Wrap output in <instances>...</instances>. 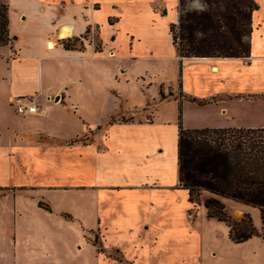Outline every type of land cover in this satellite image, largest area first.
I'll return each mask as SVG.
<instances>
[{
    "label": "crops",
    "instance_id": "crops-1",
    "mask_svg": "<svg viewBox=\"0 0 264 264\" xmlns=\"http://www.w3.org/2000/svg\"><path fill=\"white\" fill-rule=\"evenodd\" d=\"M14 1L19 4L14 14L6 3L12 42L0 47V264H16L21 232L33 237L39 231L31 217L42 207L50 209L48 200L52 196L67 200L70 194L85 209L86 224H80L79 236L96 233L100 240V251L87 241L95 264H104L101 250L118 253L126 264H137L134 259L154 248L160 234L178 230L175 221H184L186 211L195 208L178 181L179 125L183 129L264 128V18L260 16L264 3L254 0L247 57H180L168 29L178 14L167 22L169 51H158L153 45L150 48V56L163 61L160 72L165 76L153 84L156 96L146 98L140 110L131 111L137 118H145L164 102L173 101L177 110L173 127L165 128L162 123L153 128V116L149 122H122L121 116L109 113L106 126H87L80 135L67 137L52 128L49 113L66 107L71 112V95L80 84L84 85L82 90L95 95L87 79L88 61L103 53V41L97 50L95 46L89 49L90 45L82 51L65 49L60 42L69 37L59 38V26L71 25L70 37L79 36L97 24L95 11L83 0ZM174 1L178 6V0ZM110 17L105 21L108 26ZM118 21L116 17L114 24ZM49 40H55V48H46ZM129 57L137 58L132 53ZM54 68L82 73L76 80L66 74L58 82L46 80L44 75ZM164 68L170 69L172 77ZM151 85L144 83L143 87ZM16 97L32 98L44 113L17 114L11 103ZM192 98L207 103L198 105L190 101ZM171 132L174 180L166 184L159 182L153 170L168 166L161 155L169 145ZM80 136L84 138L80 143L66 144ZM207 197L203 193L202 199ZM227 203L243 205L230 200ZM58 214L73 220L63 208ZM156 215L159 225L154 222ZM30 250L23 262L34 264L38 254L33 247Z\"/></svg>",
    "mask_w": 264,
    "mask_h": 264
},
{
    "label": "rangeland",
    "instance_id": "rangeland-1",
    "mask_svg": "<svg viewBox=\"0 0 264 264\" xmlns=\"http://www.w3.org/2000/svg\"><path fill=\"white\" fill-rule=\"evenodd\" d=\"M0 1L9 4L11 14L16 13L19 9V4L14 0ZM83 1H87L91 5L89 7L93 8L92 11H95L98 25H90L88 32L69 37L68 41L60 42V44L62 43L63 47L66 46L71 50L82 51L89 45V49H92L93 46L101 49L99 42L103 41V50H101L103 53L97 55L98 58L88 61L87 79L91 83L95 95L90 94L87 89L82 90L83 84H80L71 95V100L74 103L73 109H70L71 112L66 107L49 113L52 128L61 132L60 136L73 137L83 133L87 126L88 128H92L94 125L106 126L109 113L121 116L119 121L122 122H149L151 121L150 116H153L155 121L153 128L160 127L162 123H165V128L173 127L177 119L176 104L173 101L164 102L155 112L147 114L145 118H137V115L132 114L131 110L133 112L140 110L146 103V98L156 96L157 91L153 84L165 76L160 72L161 67L164 66L163 61L152 58L153 54H151L150 48L153 45L158 51H169L166 48L169 43L167 22L175 19L180 13L177 2L174 0H114L115 4H111L113 0ZM257 1L264 3V0ZM94 2L98 3L94 4ZM112 5H115V9H112ZM244 6L249 9L253 8L254 0H244ZM183 8L189 11H199L204 9V5L200 0H184ZM109 16H112L108 19L110 26L105 22ZM260 16L264 18V8ZM116 17L119 18V21L114 24ZM173 32L175 34L178 32L177 27ZM131 36H133L132 41ZM113 39H115L114 42H112ZM130 41L131 46H129ZM245 41H247V37ZM10 42H12L11 38ZM109 50H112L113 53ZM130 53L136 54L137 58L133 60L129 57ZM167 56L169 57V55ZM164 71L168 77H172L169 68H164ZM81 73L82 70L76 69L58 72L54 68L49 69L48 76L45 74L44 78L58 82L66 74L76 80ZM149 82L152 83L150 87H143L144 83L148 84ZM114 92L117 93V96H114ZM74 108L76 109L74 110ZM124 110L131 112H123ZM73 111L75 114H72ZM171 136L172 132L169 134V145L161 155L167 161L168 166L157 167L153 170L159 182L166 184H171L174 180L175 149H173L174 141ZM83 139L80 136L68 140L66 144L80 143ZM72 193L76 192L72 191ZM69 196L67 200L58 198V195L52 196L51 200H48L50 209L42 207L46 211L41 209L39 214L35 213L31 217L34 219L35 228L39 231L33 234V237L30 236L32 235L30 233L21 232L23 240H18L20 245L17 249L16 264H28L26 261L23 262V258H26V251H29L31 247L35 248L37 251L35 254H38V257L35 256L34 264L96 263L93 249L87 241H90L98 249L100 240L96 233L89 237L84 234L86 238L79 236L80 224L82 226L86 224L85 209L81 206V201L74 197V194ZM225 207L230 217L235 221L248 215L259 236H254L241 244H234L228 238V228L224 223L207 219L205 211L195 207L186 211L184 221L182 219L179 222L175 221V227L177 228V223L180 226L178 230H174L168 235H166L167 232H164L165 235L160 234L159 240L154 242L155 247L146 250L142 256L134 259V262L137 264L156 262L161 264H264V239L260 237L264 226L259 211L244 204L238 206L227 203ZM62 208L73 216L72 221L58 216ZM154 218V222L159 225V217L156 215ZM78 243L82 245L81 249L77 248ZM101 252L105 257L104 264H126L114 251L101 250Z\"/></svg>",
    "mask_w": 264,
    "mask_h": 264
},
{
    "label": "trees",
    "instance_id": "trees-1",
    "mask_svg": "<svg viewBox=\"0 0 264 264\" xmlns=\"http://www.w3.org/2000/svg\"><path fill=\"white\" fill-rule=\"evenodd\" d=\"M200 2L204 9L189 11L179 0L177 22L168 26L179 56L247 57L256 6L245 8L244 0ZM8 25V6L0 1V47L10 44ZM177 162L179 185L186 190L188 202L203 207L207 219L224 223L231 242L241 244L259 236L248 215L239 221L230 217L225 201L256 208L264 226V128L183 129L179 125ZM203 193L208 197L202 199ZM260 237L264 239V230Z\"/></svg>",
    "mask_w": 264,
    "mask_h": 264
},
{
    "label": "built area",
    "instance_id": "built-area-1",
    "mask_svg": "<svg viewBox=\"0 0 264 264\" xmlns=\"http://www.w3.org/2000/svg\"><path fill=\"white\" fill-rule=\"evenodd\" d=\"M11 103L15 108V112L19 115L41 114L44 112L32 98L16 97Z\"/></svg>",
    "mask_w": 264,
    "mask_h": 264
},
{
    "label": "bare ground",
    "instance_id": "bare-ground-1",
    "mask_svg": "<svg viewBox=\"0 0 264 264\" xmlns=\"http://www.w3.org/2000/svg\"><path fill=\"white\" fill-rule=\"evenodd\" d=\"M72 33H73V26L66 25V24L59 26V34H58L59 38L70 37L72 35ZM45 46L47 49H53L56 46V42H55V40H49L46 42ZM43 113H41V114H43Z\"/></svg>",
    "mask_w": 264,
    "mask_h": 264
}]
</instances>
